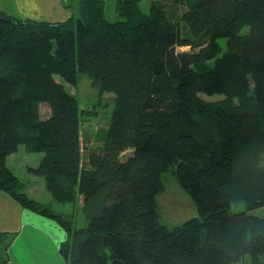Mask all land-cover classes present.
<instances>
[{"label":"trees","instance_id":"16d2710c","mask_svg":"<svg viewBox=\"0 0 264 264\" xmlns=\"http://www.w3.org/2000/svg\"><path fill=\"white\" fill-rule=\"evenodd\" d=\"M113 2L114 18L108 0L64 20L0 9V191L58 221L67 264H264V0ZM81 74L115 101L86 156ZM21 146L53 201L82 195L85 225L27 194L9 163ZM168 172L197 209L174 227L157 202Z\"/></svg>","mask_w":264,"mask_h":264},{"label":"rangeland","instance_id":"374dc122","mask_svg":"<svg viewBox=\"0 0 264 264\" xmlns=\"http://www.w3.org/2000/svg\"><path fill=\"white\" fill-rule=\"evenodd\" d=\"M107 11L111 18H114V0H108ZM112 1V2H111ZM81 0H0V9L5 12L20 17H31L37 20H64L70 16H78ZM151 0H141L140 7L143 11H149ZM222 43L224 42L221 40ZM189 46H178L177 50H187ZM69 90L77 95L82 114V141L83 154L86 156L89 147H97L103 141L110 118L114 108V94L104 92L100 95L99 88L95 86L91 78L85 74L80 75L79 83L76 86L69 85ZM206 97V96H205ZM216 99L218 96L206 97ZM49 106L41 105L42 115L49 113ZM131 151L122 153L125 158ZM41 153L29 152L24 146L11 154L9 157L10 166L14 172L26 181V192L29 196L47 203L52 202V210L72 216L77 227L85 225V216L82 209V200L72 203L59 204L53 201L51 193L46 187L44 177L34 175L28 171V166L37 164ZM164 189L158 194L157 202L161 214V221L168 227L182 224L185 220L197 215V209L191 195L181 186L176 175L165 173L162 177ZM56 203V204H55ZM233 210L244 208L242 202L233 203ZM264 214V207L258 210ZM6 242L0 245V262L6 260L4 247ZM236 264H253L250 255L244 256Z\"/></svg>","mask_w":264,"mask_h":264},{"label":"crops","instance_id":"0c3cea01","mask_svg":"<svg viewBox=\"0 0 264 264\" xmlns=\"http://www.w3.org/2000/svg\"><path fill=\"white\" fill-rule=\"evenodd\" d=\"M79 198L83 202L82 195ZM0 232L10 236L5 251L9 264H67L60 251L66 230L54 218L23 207L4 191H0Z\"/></svg>","mask_w":264,"mask_h":264}]
</instances>
